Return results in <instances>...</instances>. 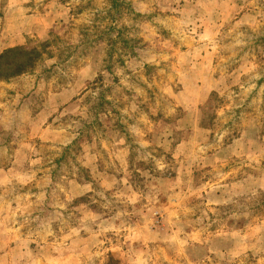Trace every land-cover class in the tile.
<instances>
[{"label":"rangeland","instance_id":"374dc122","mask_svg":"<svg viewBox=\"0 0 264 264\" xmlns=\"http://www.w3.org/2000/svg\"><path fill=\"white\" fill-rule=\"evenodd\" d=\"M0 264H264V0H0Z\"/></svg>","mask_w":264,"mask_h":264},{"label":"trees","instance_id":"16d2710c","mask_svg":"<svg viewBox=\"0 0 264 264\" xmlns=\"http://www.w3.org/2000/svg\"><path fill=\"white\" fill-rule=\"evenodd\" d=\"M13 69H15L16 70V68L15 67H13ZM18 69V68H17Z\"/></svg>","mask_w":264,"mask_h":264}]
</instances>
